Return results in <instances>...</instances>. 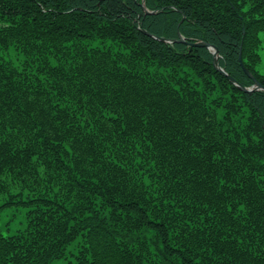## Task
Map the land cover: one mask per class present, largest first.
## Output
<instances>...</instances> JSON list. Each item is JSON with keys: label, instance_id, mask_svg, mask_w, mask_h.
I'll list each match as a JSON object with an SVG mask.
<instances>
[{"label": "trees", "instance_id": "16d2710c", "mask_svg": "<svg viewBox=\"0 0 264 264\" xmlns=\"http://www.w3.org/2000/svg\"><path fill=\"white\" fill-rule=\"evenodd\" d=\"M198 41L264 86V0H0V264H264V90Z\"/></svg>", "mask_w": 264, "mask_h": 264}, {"label": "rangeland", "instance_id": "374dc122", "mask_svg": "<svg viewBox=\"0 0 264 264\" xmlns=\"http://www.w3.org/2000/svg\"><path fill=\"white\" fill-rule=\"evenodd\" d=\"M262 61L259 66V69L261 72L264 73V42H263V48L260 50ZM18 209L14 206L9 207L7 210L4 211V215L0 216V228L4 234L10 233V231L7 229V226L10 225V230H13L16 225L18 224V221L21 220L23 214L20 211H17ZM15 213L17 214L16 217H14ZM9 220V224L6 223V221Z\"/></svg>", "mask_w": 264, "mask_h": 264}, {"label": "water", "instance_id": "95a60500", "mask_svg": "<svg viewBox=\"0 0 264 264\" xmlns=\"http://www.w3.org/2000/svg\"><path fill=\"white\" fill-rule=\"evenodd\" d=\"M158 39L165 41V39H163V38H158ZM179 40L182 41L181 38ZM189 44L190 45H194V46H205L208 49H210V51H211V53L213 55V64H214L215 68L218 71H220L222 74L228 76L229 80L232 81L241 90L247 91V92H250V91H253V90H257V89L264 90V86H262L258 81H254V84L252 86L245 87V86L237 83L232 77L227 75L226 72L218 65V61H217L218 53H217V49H216V47L214 45L206 43V42H202V41L193 42V43H189ZM245 71H246V73L249 74V72L246 69H245Z\"/></svg>", "mask_w": 264, "mask_h": 264}]
</instances>
